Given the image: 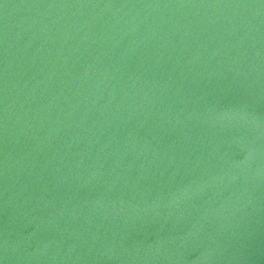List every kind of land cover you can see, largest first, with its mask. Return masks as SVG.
<instances>
[{
  "label": "water",
  "instance_id": "water-1",
  "mask_svg": "<svg viewBox=\"0 0 264 264\" xmlns=\"http://www.w3.org/2000/svg\"><path fill=\"white\" fill-rule=\"evenodd\" d=\"M0 264H264V0H0Z\"/></svg>",
  "mask_w": 264,
  "mask_h": 264
}]
</instances>
